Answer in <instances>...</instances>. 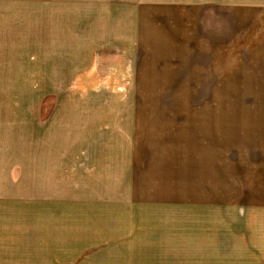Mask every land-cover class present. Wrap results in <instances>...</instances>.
Instances as JSON below:
<instances>
[{"label":"rangeland","instance_id":"rangeland-1","mask_svg":"<svg viewBox=\"0 0 264 264\" xmlns=\"http://www.w3.org/2000/svg\"><path fill=\"white\" fill-rule=\"evenodd\" d=\"M177 3L232 19V69L211 86L136 85L140 13ZM261 47L264 0H0V264H258L243 261L240 209L180 211V245L165 255L153 247L146 263L136 260L149 246L137 244L143 231L129 233L132 215L120 209L94 229L98 209H61L55 195L98 161L97 142L118 140L106 122L137 94L150 109L179 93L169 107L215 110L218 162L240 167L250 156L264 167V59L252 54Z\"/></svg>","mask_w":264,"mask_h":264},{"label":"crops","instance_id":"crops-1","mask_svg":"<svg viewBox=\"0 0 264 264\" xmlns=\"http://www.w3.org/2000/svg\"><path fill=\"white\" fill-rule=\"evenodd\" d=\"M149 7L140 13L142 27L134 38L141 55L142 43L147 45L148 55L144 62L139 53L135 58L136 85L211 86L217 84L218 70L231 71L232 19L226 14L218 18L209 10L203 15L196 3L157 5L155 11ZM159 17L163 24L153 25ZM252 54L264 59V48ZM142 98L152 101L137 94L132 108L114 112L115 119L106 122L118 140L97 142L100 157L93 167L82 163L80 178L78 171L74 179H66L64 194L55 195L64 199L61 209H98L94 229L110 224L120 209L132 215L129 233L143 231L146 237L136 236L137 244L149 246L136 260L146 263L153 261V247L165 255L164 247L180 245V211L203 209L215 215L217 209H240L243 261L264 262V167L253 168L256 158L250 156L240 158V167L225 162L227 158L218 162L215 110L171 108L169 103L180 102L179 93L156 97L162 103L156 109L138 104Z\"/></svg>","mask_w":264,"mask_h":264}]
</instances>
